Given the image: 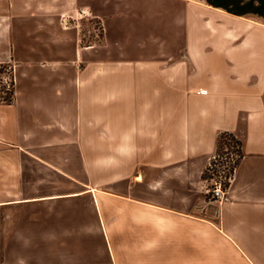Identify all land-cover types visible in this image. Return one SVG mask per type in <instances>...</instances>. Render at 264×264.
Listing matches in <instances>:
<instances>
[{"label": "crops", "instance_id": "0c3cea01", "mask_svg": "<svg viewBox=\"0 0 264 264\" xmlns=\"http://www.w3.org/2000/svg\"><path fill=\"white\" fill-rule=\"evenodd\" d=\"M142 2L0 0L18 78L0 101V264H264V38L225 22L167 42ZM80 9L101 43L61 25ZM223 131L243 157L219 204L204 172Z\"/></svg>", "mask_w": 264, "mask_h": 264}, {"label": "rangeland", "instance_id": "374dc122", "mask_svg": "<svg viewBox=\"0 0 264 264\" xmlns=\"http://www.w3.org/2000/svg\"><path fill=\"white\" fill-rule=\"evenodd\" d=\"M185 2L199 5L205 9L210 10H201L196 9L195 13L187 12L183 9L188 7V3H184L179 0H159L157 7L152 0H143V4L146 7L145 15L152 16L151 21H158V26L156 28L158 36L169 42L175 38H185L187 41L188 38L196 39L198 43L199 37H204L206 35V27L210 26L217 29L218 27L224 26L225 22H241L243 23L244 32L241 33L246 37V40L252 39V35L259 36L264 38V20L259 19L250 14L246 16L235 15L227 12L221 8L211 5L207 0H184ZM6 2V1H5ZM221 12L222 15L216 11ZM80 10H75L67 12L61 15V25L63 28L68 29L69 31H77L80 34L81 44L86 45L90 43H101L103 41V25L98 19H88L89 17L83 16ZM88 16H91L90 11L86 10ZM224 16V17H223ZM150 21V20H149ZM148 21V22H149ZM150 21V22H151ZM149 22V23H150ZM209 27V28H210ZM194 29V34H193ZM150 31V30H148ZM216 38V34L213 35ZM73 38L69 37L68 43H72ZM71 45V44H69ZM198 46V45H197ZM166 47V46H165ZM223 51L228 52L226 46H223ZM261 47H259L260 49ZM217 46H209L208 51H215ZM255 48L254 50H259ZM264 53V48L261 49ZM230 51V50H229ZM248 51V50H247ZM242 52H245L243 50ZM250 52V51H248ZM16 68V65H15ZM17 68L15 69V81L17 83ZM15 83V84H16ZM14 92V89H13ZM13 99V97H12Z\"/></svg>", "mask_w": 264, "mask_h": 264}, {"label": "built area", "instance_id": "2783aa9c", "mask_svg": "<svg viewBox=\"0 0 264 264\" xmlns=\"http://www.w3.org/2000/svg\"><path fill=\"white\" fill-rule=\"evenodd\" d=\"M87 16L85 10L80 12ZM15 65L12 62L0 64V101L11 102L15 88ZM237 155L226 152L223 156L214 155L208 167L210 176L205 179L209 200L222 204L228 197L229 186L235 174ZM213 161V162H212ZM232 167V168H231Z\"/></svg>", "mask_w": 264, "mask_h": 264}, {"label": "trees", "instance_id": "16d2710c", "mask_svg": "<svg viewBox=\"0 0 264 264\" xmlns=\"http://www.w3.org/2000/svg\"><path fill=\"white\" fill-rule=\"evenodd\" d=\"M211 5L226 10L229 13L246 16L257 14L264 17V0H207ZM96 20V19H95ZM99 21V20H98ZM242 140L233 132L223 131L217 138V150L215 155L223 156L231 152L238 156L234 166H238L243 157ZM213 162V161H212ZM232 168V167H231ZM210 176L209 167L204 172V179Z\"/></svg>", "mask_w": 264, "mask_h": 264}, {"label": "water", "instance_id": "95a60500", "mask_svg": "<svg viewBox=\"0 0 264 264\" xmlns=\"http://www.w3.org/2000/svg\"><path fill=\"white\" fill-rule=\"evenodd\" d=\"M250 15H252V16H255V17L259 18V19H262V20H264V17H262V16H259V15H257V14H250Z\"/></svg>", "mask_w": 264, "mask_h": 264}]
</instances>
